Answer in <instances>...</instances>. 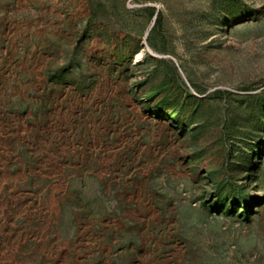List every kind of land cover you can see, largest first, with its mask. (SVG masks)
I'll return each mask as SVG.
<instances>
[{
    "label": "rangeland",
    "instance_id": "obj_1",
    "mask_svg": "<svg viewBox=\"0 0 264 264\" xmlns=\"http://www.w3.org/2000/svg\"><path fill=\"white\" fill-rule=\"evenodd\" d=\"M0 264H264V0H0Z\"/></svg>",
    "mask_w": 264,
    "mask_h": 264
}]
</instances>
